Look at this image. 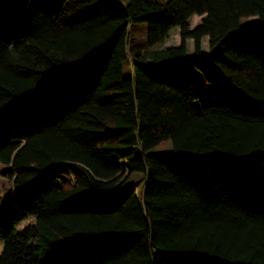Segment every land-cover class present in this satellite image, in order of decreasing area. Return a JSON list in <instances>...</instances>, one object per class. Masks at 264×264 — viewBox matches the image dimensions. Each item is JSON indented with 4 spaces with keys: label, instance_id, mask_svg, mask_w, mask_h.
Instances as JSON below:
<instances>
[{
    "label": "trees",
    "instance_id": "obj_1",
    "mask_svg": "<svg viewBox=\"0 0 264 264\" xmlns=\"http://www.w3.org/2000/svg\"><path fill=\"white\" fill-rule=\"evenodd\" d=\"M0 162V264H264V0H0Z\"/></svg>",
    "mask_w": 264,
    "mask_h": 264
},
{
    "label": "rangeland",
    "instance_id": "obj_2",
    "mask_svg": "<svg viewBox=\"0 0 264 264\" xmlns=\"http://www.w3.org/2000/svg\"><path fill=\"white\" fill-rule=\"evenodd\" d=\"M160 3H165L168 0H158ZM257 18H242L239 26V30L242 28H245L254 22H256ZM197 24V21L195 18L191 20V28H195ZM129 58L122 64L123 68V75L125 78H132L133 77V57L136 56L138 53H142L146 51H151L154 49H166L169 47H175L180 45V32L179 28H175L171 34L170 38L162 45H158L156 47H150L148 45V32H147V24L139 23V24H130L129 27ZM187 47V55L189 58L194 56L195 54V44L193 40H188L186 42ZM201 50L203 53L209 52V46L208 41L204 39L202 43ZM188 70L191 73V75H194L192 71V67L190 65V62L188 64ZM195 80L198 81L197 77L194 76ZM151 153L156 154H163V153H171L173 152V146L171 141H165L156 148L152 149L150 151ZM9 167L3 163L0 162V217L1 216H7L9 218L17 219V225H16V232H21L26 227L32 225L35 223V217H27L24 219H21V214L18 212L12 205V199L15 194V186L13 184V181L10 179L8 174ZM141 175H138V173L133 175V185L136 188L137 195L140 199L143 198V192H144V182L140 180L139 177ZM142 181V182H140ZM132 185V184H131ZM4 248V242L2 239H0V255Z\"/></svg>",
    "mask_w": 264,
    "mask_h": 264
}]
</instances>
